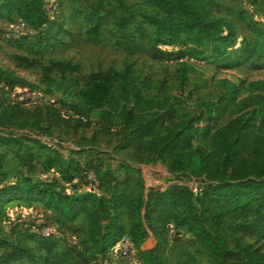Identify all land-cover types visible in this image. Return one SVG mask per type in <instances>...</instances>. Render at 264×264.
Masks as SVG:
<instances>
[{"label": "rangeland", "instance_id": "1", "mask_svg": "<svg viewBox=\"0 0 264 264\" xmlns=\"http://www.w3.org/2000/svg\"><path fill=\"white\" fill-rule=\"evenodd\" d=\"M216 3L219 8L215 17L224 21V33L232 37L222 57L208 59L199 55L191 57L192 62L165 63L148 56L127 58L117 46L122 34L137 36L139 26L153 36V28L141 25L140 16L152 13L143 6L142 0H122L121 5L97 0H43L44 9L49 8L45 11L47 23L34 36L16 41L5 40L3 36L18 19L0 20V71L3 72L0 108L14 104L16 109L31 114L34 111L45 113L53 106L67 118L60 128H46L32 118H27L28 124L18 120L14 125L0 128V136L18 139L15 147H0V194L10 188L24 189L41 184L64 194L92 192L105 205L114 186L134 197L144 196L149 189L163 192L173 185H183L198 194L202 186L188 175L171 173L161 161H140L132 151L119 149V126L102 127L93 113L73 116L58 100L78 103V91L90 73L110 72L120 76L129 67L143 97L155 101L165 99L173 105L178 117L198 112L202 102H217L224 92V83L232 86L237 100L254 95L249 84L264 80V57L239 61L235 58L240 56L245 44L255 39L254 30L264 31V0H216ZM125 11L134 12L137 17L132 26L121 31L116 22ZM97 18H103L98 25ZM94 30L98 41L91 44L89 40H94ZM158 48L173 55L188 53L181 45ZM56 64L67 69L53 68ZM45 75L52 81L46 83ZM234 113L235 109L229 107L219 124L234 118ZM259 123L264 129V117ZM82 125L84 127L80 128ZM198 143L205 154L212 152L211 140H198ZM77 168L93 169L98 177L90 174L86 182L81 179L82 173L73 172ZM65 172L71 177V183L64 181ZM132 223L137 224L151 242H157L162 264H182L189 257L198 264H211L198 239L186 229L176 230L169 236L167 227L164 230L162 225L153 226L126 211L115 215L114 225L124 232ZM44 226H50L54 232L53 254L69 252L68 260L72 264H143L137 247L129 258L120 257L114 247L99 254L89 239V227L83 216L68 222L36 202H2L0 238L8 244L21 243L27 249L26 255L15 264H44V252L25 232L30 230L28 234H34ZM204 228L209 231L210 224H205ZM218 230L232 247L231 227L221 223ZM243 241L264 254L263 238L246 237Z\"/></svg>", "mask_w": 264, "mask_h": 264}, {"label": "trees", "instance_id": "2", "mask_svg": "<svg viewBox=\"0 0 264 264\" xmlns=\"http://www.w3.org/2000/svg\"><path fill=\"white\" fill-rule=\"evenodd\" d=\"M97 1H109L115 5L122 3V0ZM142 3L152 13L140 16L141 25L153 28V36L144 32L141 26L136 30L137 36L122 34L117 46L127 58L148 56L153 61L167 63L198 58L199 55L208 59L223 56L232 35L224 33V21L215 17L219 8L216 0H142ZM110 15L115 19L114 13L110 12ZM11 17L25 23L35 34L47 23L43 0H0V20L6 21ZM136 17L134 12L125 11L116 27L124 31L134 24ZM101 21L103 18H97V25ZM93 33L94 40H89V43L96 44L97 32L94 30ZM254 35L255 39L240 49V56L235 61L264 57V31L254 30ZM176 45H181L188 53L173 55L158 48ZM53 68L67 69L62 64ZM44 79L46 83L52 81L47 75ZM145 83L143 81L141 85ZM223 85L224 92L217 102H202L198 112L181 117L165 99L144 98L134 83L130 67L125 68L120 76L110 72L90 73L78 91V103L58 100L61 107L73 116L93 113L102 127L112 129L119 126V149L132 151L140 161H161L171 173L188 175L202 186L198 194L183 185H173L163 192L149 189L144 196L134 197L114 186L105 205L92 192L64 194L50 185L38 184L24 189L3 190L0 207L4 200H20L36 202L68 222L83 216L89 227V239L99 254L114 247L122 237H128L134 248L139 249L143 264H162L159 246L156 241L151 242L135 223L130 224L127 232L115 226V215L120 211L133 214L153 226L162 225L164 230L169 224L175 230L186 229L198 239L211 264H264V254L243 241L246 237L264 239V129L259 123L264 117V80L250 83L249 87L255 94L241 100H237L231 85ZM14 106L3 105L0 108V128L14 125L18 120L28 124L27 118L45 124L46 128H60L67 120L53 106L45 113L34 111L31 114ZM229 107L235 109V117L220 125L219 120ZM206 139L212 141L209 154H205L198 143V140ZM17 140L0 136V147H15ZM80 169L73 172L82 173L84 181L87 182L90 174L97 179L95 170ZM64 181L71 183L66 172ZM207 223L210 224L209 231L204 228ZM221 223L231 227V235L234 236L232 247L219 234ZM46 227L50 226L39 228L34 234L25 230L44 252V264H72L68 260L69 252L53 254L55 236L39 234ZM26 253L23 244H8L0 238V264H15ZM182 264L198 263L189 257Z\"/></svg>", "mask_w": 264, "mask_h": 264}, {"label": "built area", "instance_id": "3", "mask_svg": "<svg viewBox=\"0 0 264 264\" xmlns=\"http://www.w3.org/2000/svg\"><path fill=\"white\" fill-rule=\"evenodd\" d=\"M44 11L48 12L49 8H45ZM35 35V32L29 28L25 23L21 21L15 22L9 29V31L3 36L5 40L16 41L21 37L30 38ZM179 62H192L189 58H183ZM175 227L172 224L167 226V233L169 236L174 234ZM43 237L54 236L53 229L51 227H46L39 232ZM115 251L122 258H129L132 251H134V246L128 237H122L119 242L114 246Z\"/></svg>", "mask_w": 264, "mask_h": 264}]
</instances>
